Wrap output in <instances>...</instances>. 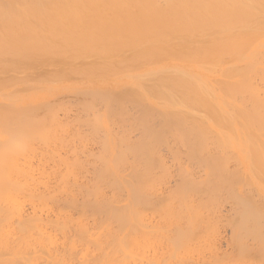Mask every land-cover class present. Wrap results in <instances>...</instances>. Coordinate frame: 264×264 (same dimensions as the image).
<instances>
[{
	"label": "bare ground",
	"instance_id": "bare-ground-1",
	"mask_svg": "<svg viewBox=\"0 0 264 264\" xmlns=\"http://www.w3.org/2000/svg\"><path fill=\"white\" fill-rule=\"evenodd\" d=\"M261 216L264 0H0V264H257Z\"/></svg>",
	"mask_w": 264,
	"mask_h": 264
},
{
	"label": "rangeland",
	"instance_id": "rangeland-1",
	"mask_svg": "<svg viewBox=\"0 0 264 264\" xmlns=\"http://www.w3.org/2000/svg\"><path fill=\"white\" fill-rule=\"evenodd\" d=\"M70 97H71V96L68 97V96L66 95V96L63 97V99H64V98H65L64 100L67 99L66 102L68 103V102L70 101V100L68 101V98L70 99ZM72 97H74V96H72ZM72 97H71V98H72ZM72 99H74V98H72ZM72 99H71V101H72ZM73 102L75 103V101H73ZM69 103H71V102H69ZM72 104H73V103H72ZM68 105H69V104H68ZM75 105H77V103H75ZM72 106H73V105H72ZM72 106H71V107H72ZM75 107H77V106H73L72 108H74V110H75V109H76ZM69 108H70V107H69ZM74 110H73V111H74ZM77 120H78V119H77ZM74 121H75V120H74ZM76 122H77V121H75L74 123H70V125H71L72 127H71L70 125H69V127H68L70 132L67 133V134H71V136H73V137H74V135H72V134H73L72 132H74V130H75V132L77 133V135H79L80 133H78V132H80L81 130L83 131V129H84V130L87 129V131H88V127L84 128L85 126H84L83 123L78 122V123L76 124ZM79 123L81 124L80 126H79ZM86 123H87V122H86ZM86 123H85V125L87 126ZM82 124H83V125H82ZM126 124H128V123L126 122ZM75 125H76V126H75ZM77 125H78L79 127H78ZM89 125H90V124H89ZM115 125H116V124H115ZM115 125H114V127H116V128H114L115 131H116V129L118 130V128L123 129L124 126H125V125H124L123 127H122V126L119 127L118 125H117V126H115ZM82 126H84V127L81 128ZM75 127H76V128L78 127L77 129H80V128H81L80 131L78 130V132H77V131H76L77 129H75ZM71 128H72V129H71ZM126 128H128V127H126ZM73 129H74V130H73ZM71 131H72V132H71ZM82 131H81V132H82ZM92 132H93V133H92ZM119 132L122 133L123 131H120V129H119ZM83 133L85 134V136H82V135H84V134H80L79 136L82 137V138L84 137V138H83L84 140L81 139V138H79V136H78L77 138L79 139V143H78V139H77V142L75 141L74 144H72V145L70 144V145L67 146L68 148H67V147H66V148H67L68 150L70 149L71 152H74V151L76 152V151H77V152H76V153H77V156H78L80 159H81L82 155L84 156V154H85V155L87 156V158H88L87 161L90 162V161H91V160H90V159H91V156H92L93 154H95V153L97 154V152L100 151L99 148H101V147H99V144H98V140H99L100 138H99V136H97V135L95 134V132H94L90 127H89V131H88L87 133H86V131H83ZM67 134H66V136H67ZM87 134H88V135H87ZM118 134H120V133H118ZM71 136L69 135V136H67V137H71ZM96 136H97L99 139H98ZM85 137H86V139H85ZM87 137H88V138H87ZM89 137H90V138H89ZM94 137H95V138H94ZM75 138H76V134H75ZM93 138H94V139H93ZM87 139H88V140H87ZM89 139L92 140L91 143H89V142L91 141V140H89ZM96 139H97V142H96ZM133 139H134V138H133ZM80 140H83V141H80ZM94 140H95V141H94ZM81 142H82V143H81ZM93 142L95 143V145L92 144ZM87 143H88V145H87ZM78 144H79V145H78ZM90 145H91V146H90ZM96 145H97V146H96ZM71 146H72V147H71ZM75 146H76V147H75ZM77 146H79V147L77 148ZM82 146H83V147H82ZM94 146H95V148H94ZM69 147H70V148H69ZM84 147H87L88 150H89V149H90V150H91V149L94 150V153H92V155H91V153H90L91 156L89 155L90 159H89V157H88V154H89V153L86 154V152H87L88 150H87V151H86L85 149L83 150ZM91 147H92V148H91ZM167 148H168V150H167ZM71 149H72V150H71ZM77 149H78V150H77ZM183 149H184V148H183ZM73 150H74V151H73ZM79 150H83L82 153L84 152V154H81V151L79 152ZM90 150H89V151H90ZM92 150H91L90 152H93ZM160 150H161V151H160V153H158V154H161L162 156L159 155V157L161 156V157H162V160L164 159V163H166V166H164V165H163L164 163L162 162V163H163V164H162L161 161H160V163H161L162 166H161V165L159 166V163L156 162V160H155L156 164L158 163V166H159V167H162L163 170H165L166 168H168V171H169V169L171 168L169 173H171L172 171H175V170H173V169H176V164H174V163H176V162H175V160L171 157L172 154H171L170 151H169V150H170L169 147L164 145V146H161V147H160ZM85 151H86V152H85ZM89 151H88V152H89ZM95 151H96V152H95ZM163 151H164V152H163ZM183 151H184V150H183ZM78 152L80 153V156L78 155ZM98 153H99V152H98ZM96 154H95V155H96ZM163 155H164L165 158H163ZM86 156H85V157H86ZM168 156H169V157H168ZM95 157H96V156H95ZM161 157H160V159H161ZM166 157H167V160H166ZM83 158H84V157H83ZM92 158H93V157H92ZM182 158H184V159H183V160H184L183 162H186L184 155L182 156ZM172 159L174 160V162H173ZM81 160H82V159H81ZM89 160H90V161H89ZM93 161H94V162H93ZM165 161H166V162H165ZM170 161H171V162H170ZM88 162H86V164H85V165H87V166H85V169H86V168H89V166H90L91 164H92V166L94 167L93 164H95L96 160H95V159L92 160V161H91L92 163H89V164H88ZM167 163H168V164H167ZM98 164H99V163H98ZM156 164H155V165H156ZM81 165H82V164H81ZM83 165H84V164H83ZM88 165H89V166H88ZM168 165L171 166V167L169 168ZM173 165H174L175 167H174ZM97 166H99V165H97ZM156 166H157V165H156ZM156 166H155V169H157V170H160V169H161V168H160V169L156 168ZM167 166H168V167H167ZM172 166H173V168H172ZM93 167L90 166V168H93ZM163 167H166V168H163ZM83 168H84V166H83ZM157 170H155V171H157ZM163 170H161V171H163ZM166 171H167V170H166ZM157 173H159V172L157 171ZM172 173H173V174H171V175L168 174V175L166 176V178H165L166 180L163 179V181L165 180L164 183H161L160 185L165 184L166 186L168 185V187L172 186L171 184H174V183H175V180H173L174 177H175V179L177 178V176L174 174V172H172ZM168 176H169V177H168ZM170 176H174V177L171 178ZM167 177L170 178V179L173 180V181H172V182H171V180L169 181V179H168ZM163 181H162V182H163ZM167 182H168V183H167ZM169 182H171V183H169ZM173 182H174V183H173ZM160 185H158V186L160 187ZM166 186L164 187V185H163V187H162V190L164 189V192H163L161 189H158V191H159L158 193H159V194H158V195L155 194V195H157L158 197L154 195V198H153V199L157 198L158 200H160L159 195H160V193H165V192H166V190H167V189H166V188H167ZM159 187H158V188H159ZM161 191H162V192H161ZM158 200L156 201V199H155V206H156L157 202H159ZM193 204H194V203H193ZM193 204H192V205H193ZM227 205H228V206L226 207V211L224 210V209H225V206H223V207L220 209V212H219L218 214L216 213V214L218 215V216L216 215L217 217H220V216H221L220 219H219V218L217 219V218L215 217L216 220L218 221V222H217V225H218V230H219V231H217V232H219V234H217V236L220 235L219 238H217V236H216L215 240H216V242H217V240H221L220 238H224V237H226V239L224 238V239H222L221 241H219V242H221V243H223V244H220L219 242L216 243L215 241H214V242L217 244L216 246H218V244H219V246L222 245V246H223L222 248H224V246L226 245V241L224 242V240H228L227 245H226L225 247H226V249H228V250L231 251L232 248H233V250H237V248L235 247V245H234V243H233V241H232V239H231V236L229 235L230 233H228V232H231V231H230L231 229L229 228V227H230V224H229L228 219L230 220L232 217L230 216L231 218H228V217H227L228 219H227V218L225 219V216L223 215V213L226 214V213L228 212V210L230 209V206H229L230 204H227ZM150 208H151V207L149 206V212H148V215H149V214L152 215L150 212H151L153 209L150 210ZM227 208H228V209H227ZM221 210H222V211L224 210V211L221 213ZM152 212H153V215H154V210H153ZM220 213H221L222 215H221ZM230 213H231V212H230ZM219 214H220V215H219ZM205 215H206V218L204 217ZM205 215H203V217H204L203 219H207V214H205ZM222 216L224 217V219H223ZM105 217H106V216H105ZM208 217L212 218L211 216H208ZM259 217H260V216H259ZM261 217L264 218L263 216H261ZM215 218H214V219H215ZM259 219H261V218H259ZM147 220H148V222H149V219H147ZM157 220L160 221L158 218H157ZM163 220H164V219H163ZM163 220L161 219L162 222H159V223H160V226H161V224H163V225H164V228H165L164 230L167 231L168 229L171 228V226H170V224H168V223L165 225L163 222L166 223V221H163ZM167 220H168V219H167ZM221 220H226V221H227L226 223H228L229 226L226 225L225 222H224V225H223V222H222V223H220V225L222 226V227H221V226L219 225V222H220ZM202 221L204 222L205 220H202ZM98 222H100V221H98ZM154 222H156V221H154ZM206 222H207V220L205 221V223H206ZM253 222L257 223L256 221H253ZM263 222H264V219H263ZM100 223H101V222H100ZM150 223H152V222L150 221ZM150 223H149V224H150ZM98 224H99V223H98ZM98 224H97V225H98ZM99 225H100V224H99ZM99 225H98V226H99ZM203 225H206V226H207V224H204V223H203ZM206 226H205V227H206ZM99 227H100V226H99ZM223 227H224V228H223ZM162 228H163V227H162ZM166 228H167V229H166ZM219 228H220V229H219ZM225 228H226V229H225ZM221 229H222L223 231H222ZM170 230H171V229H170ZM170 230L167 231V232H168L167 234H170ZM224 230H225L226 232H225ZM227 230H228V231H227ZM200 231H202V230H199V232H200ZM220 231H221V232H220ZM163 232H165V231H163ZM197 232H198V231H197ZM197 232H196V233H197ZM223 232H224V233H223ZM196 233H194L193 238L195 237ZM200 233H201V232H200ZM200 233H198V235H196L197 238L200 237V236H202V234H203V235L205 234V233H203V231H202V234H200ZM220 233H222L223 235L220 234ZM224 234H225V235L228 234L229 236H227V235L225 236ZM223 236H224V237H223ZM197 238H195V240H196ZM227 238H229V239H227ZM182 239L185 240V242H186L187 244H189V242H188L189 239H188V241H187V238H185V239L182 238ZM230 239H231V241H230ZM195 240L193 239V241H195ZM246 241H247V243L250 242V243H249L250 245H248V244L245 245L247 250H251V249L255 250V249H258L256 246H259V245H258L259 243L257 244V242H256V245H255V246H254V245L251 246V243H252V244H255V241H254V243H253L251 240L248 241L247 238H246ZM182 242H183V244L185 243L184 241H182ZM230 242H232V243H230ZM224 243H225V244H224ZM229 243L232 244L233 247H230L231 245H230ZM183 244H181L182 247L184 246L183 248L187 249V248H186L187 245L185 246V244H184V245H183ZM188 246H189V245H188ZM249 246H251V249L249 248ZM252 247H256V248H252ZM229 248H231V249H229ZM226 249L224 248L223 250H226ZM183 250H184V249H183ZM201 253H203V251H202ZM248 253H254V251H246L245 254H248ZM256 253H257V252L254 253V254H255V258H256V256H259V255H256ZM186 254H188V253H184L185 256H186ZM194 254H195V253H194ZM204 254H206V252H204ZM235 254H236V253L234 252L233 255H235ZM189 255H190V254H189ZM189 255H188V256H189ZM192 256H193V255H192ZM194 256H195V258H196V254H195ZM208 256H209V255H206L207 258H208ZM195 258H194V259H195ZM197 258H198V257H197ZM200 258H201V257H200ZM200 258H198V260L195 259V261H192L193 259L190 260V264L196 262V260L199 261V262H196V263H194V264H202V263H203V264H206L208 261L210 262L209 258H208V259L206 258L204 261H203V259H204L203 257H202L203 259H200ZM259 258H261V257L259 256L258 258H256V260H257V261H256L257 264H260V263H258V262H259L258 260H261V259H259ZM180 260H182L183 262L180 261ZM186 260H187L188 262H185L184 259H183V257H182V259H181V258L179 259V261L181 262V264H183V263H184V264H185V263H188V264H189V259L186 258ZM206 260H207V261H206ZM179 261H178V262H179ZM200 261H201V263H200ZM180 262H179V263H180ZM260 262L262 263L263 261L261 260ZM208 264H209V263H208ZM263 264H264V262H263Z\"/></svg>",
	"mask_w": 264,
	"mask_h": 264
}]
</instances>
